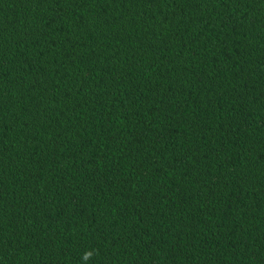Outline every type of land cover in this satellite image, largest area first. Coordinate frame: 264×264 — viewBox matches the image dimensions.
<instances>
[{
	"label": "trees",
	"instance_id": "obj_1",
	"mask_svg": "<svg viewBox=\"0 0 264 264\" xmlns=\"http://www.w3.org/2000/svg\"><path fill=\"white\" fill-rule=\"evenodd\" d=\"M0 264H264V0H0Z\"/></svg>",
	"mask_w": 264,
	"mask_h": 264
},
{
	"label": "clouds",
	"instance_id": "obj_2",
	"mask_svg": "<svg viewBox=\"0 0 264 264\" xmlns=\"http://www.w3.org/2000/svg\"><path fill=\"white\" fill-rule=\"evenodd\" d=\"M93 254L91 252L89 253H86L85 256H84V259L87 260L89 259Z\"/></svg>",
	"mask_w": 264,
	"mask_h": 264
}]
</instances>
